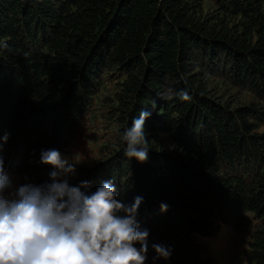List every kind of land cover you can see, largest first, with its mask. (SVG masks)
<instances>
[{"label":"trees","instance_id":"trees-1","mask_svg":"<svg viewBox=\"0 0 264 264\" xmlns=\"http://www.w3.org/2000/svg\"><path fill=\"white\" fill-rule=\"evenodd\" d=\"M221 8L238 25L200 15L196 0H0V144L7 150L26 142L28 161L37 159L42 172L41 152L54 139L37 138L38 131L50 121L70 128L106 67L127 75L123 134L151 111L146 162L127 158L123 139L105 162L68 178L71 186L88 181L87 192L112 180L127 205L143 197L137 224L149 232L145 264H214L200 238L215 236L219 223L244 224L247 213L259 225L246 261L264 264V131L256 123L264 106L230 107L205 80L222 66L264 102V0H221ZM163 136L174 145L165 147ZM154 244L170 257L158 258Z\"/></svg>","mask_w":264,"mask_h":264},{"label":"clouds","instance_id":"clouds-1","mask_svg":"<svg viewBox=\"0 0 264 264\" xmlns=\"http://www.w3.org/2000/svg\"><path fill=\"white\" fill-rule=\"evenodd\" d=\"M181 99L190 97L182 92ZM151 115L142 110L126 129L127 158L147 161L145 123ZM41 163L54 169L49 183L12 190L0 156V264H145L149 232L138 230L137 224L143 197H135L131 205L123 203L112 180L94 192L82 191L88 181L71 186L68 177L75 175L76 164L56 149L42 151ZM161 210L167 205L161 204ZM152 247L158 258L171 255L164 245Z\"/></svg>","mask_w":264,"mask_h":264},{"label":"rangeland","instance_id":"rangeland-1","mask_svg":"<svg viewBox=\"0 0 264 264\" xmlns=\"http://www.w3.org/2000/svg\"><path fill=\"white\" fill-rule=\"evenodd\" d=\"M196 8L200 15L210 19L216 20L219 16L228 18L230 25H238L240 19L234 14L223 15L221 0H196ZM126 79L127 75L119 67L104 68L89 93L90 97L81 109H76V121L71 123L70 128L66 122L50 121L38 131L37 138L47 141L54 139L52 149L60 151L69 163L76 164L75 175L68 178L76 177L81 170L99 166L121 146L124 136L121 103L126 96ZM205 80L213 93L230 107L264 106L263 100L253 88L235 80L222 66L209 69ZM77 103L79 105L80 102ZM256 123L258 130L263 132L264 121ZM161 142L165 147L174 145L167 136H163ZM27 148L26 142L21 139L15 141L9 150L0 144V156L5 161V172L12 180V190L24 184L36 185L41 178L46 181L50 179L49 173L54 170L51 165H46L42 172H38L35 164L40 163L37 159L28 161ZM258 225L259 221L252 213H247L242 225H236L233 221L219 223L220 229L215 236L200 238L205 244L203 255L213 259L214 264H248L245 250Z\"/></svg>","mask_w":264,"mask_h":264}]
</instances>
